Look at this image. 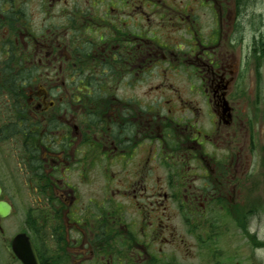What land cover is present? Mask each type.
Returning a JSON list of instances; mask_svg holds the SVG:
<instances>
[{
	"label": "flooded vegetation",
	"instance_id": "1",
	"mask_svg": "<svg viewBox=\"0 0 264 264\" xmlns=\"http://www.w3.org/2000/svg\"><path fill=\"white\" fill-rule=\"evenodd\" d=\"M261 1L0 0L1 199L41 264H262Z\"/></svg>",
	"mask_w": 264,
	"mask_h": 264
},
{
	"label": "rangeland",
	"instance_id": "2",
	"mask_svg": "<svg viewBox=\"0 0 264 264\" xmlns=\"http://www.w3.org/2000/svg\"><path fill=\"white\" fill-rule=\"evenodd\" d=\"M261 4H263V5H261ZM261 4L259 3V7L249 8V13L261 14L262 12H264V0L261 1ZM263 30H264V27H263ZM262 72H263L262 73L263 74V80H262V87H261L259 100L257 98L255 76L252 73L249 76V90H248V95H247L248 101L246 103L247 113L253 119L252 124L255 126V129L258 128V132L260 130L259 124L264 123V68H263ZM263 129H264V127H263ZM259 138H260V134H259ZM263 140H264V138L262 139V141ZM261 143L262 142H260V146H261ZM257 162H258V160H257ZM262 167L264 168L263 165H262ZM259 169L262 171L261 166L259 167ZM258 175H260V173L257 174V176ZM7 186H8V182H7ZM262 191L264 192V184H263L261 192H259L258 190L255 191V193L257 195L250 194L251 195L250 200L255 201L258 204L260 202L259 201L260 198L258 197V195L261 196ZM262 196L264 198V194H262ZM247 199H248V197H247ZM252 204H254V203H252ZM259 208L262 211L261 215L259 217V222H258V224L259 223L260 224L254 228L256 230V234H257L258 238L264 242V201L262 204L259 205ZM2 221H4V223H2V225L5 227L7 226L6 228H8L7 234H8L9 239L11 240L13 238V236L19 230L18 210H15L8 218H4V219H2ZM246 244L249 248V251L252 252L253 249L251 247L249 240L246 242ZM3 248H4L3 244L0 240V264H22L19 259L12 256L10 253L6 254V252ZM256 253H257V256H258L260 262L262 264H264V249L263 248L257 249ZM3 257H5V258L3 259Z\"/></svg>",
	"mask_w": 264,
	"mask_h": 264
},
{
	"label": "water",
	"instance_id": "3",
	"mask_svg": "<svg viewBox=\"0 0 264 264\" xmlns=\"http://www.w3.org/2000/svg\"><path fill=\"white\" fill-rule=\"evenodd\" d=\"M2 188L0 186V217H6L12 211V205L1 199ZM13 252L24 264H40L34 244L26 233L17 234L12 240Z\"/></svg>",
	"mask_w": 264,
	"mask_h": 264
},
{
	"label": "trees",
	"instance_id": "4",
	"mask_svg": "<svg viewBox=\"0 0 264 264\" xmlns=\"http://www.w3.org/2000/svg\"><path fill=\"white\" fill-rule=\"evenodd\" d=\"M259 75H260V72H259Z\"/></svg>",
	"mask_w": 264,
	"mask_h": 264
}]
</instances>
